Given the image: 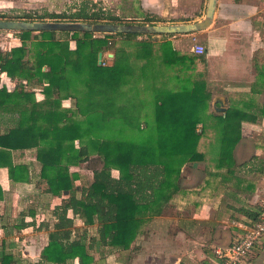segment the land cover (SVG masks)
Listing matches in <instances>:
<instances>
[{
  "label": "trees",
  "instance_id": "obj_1",
  "mask_svg": "<svg viewBox=\"0 0 264 264\" xmlns=\"http://www.w3.org/2000/svg\"><path fill=\"white\" fill-rule=\"evenodd\" d=\"M19 18L122 21L89 0L76 12ZM145 22L155 20L146 17ZM16 33L22 45L8 52L0 49V75L16 83L9 92L0 79V168L8 167L13 180L28 179L27 167L13 165L11 153L35 150L46 193L62 198L52 210L57 220L41 254L43 263L78 259L90 264L95 245L129 249L138 216L158 212L169 191L179 190L176 179L185 165L220 167L227 152L233 164L232 150L241 141V121L248 115L236 108L210 111L196 78L204 58L184 56L170 41H137L139 34ZM116 36L122 40H114ZM112 50V63L99 65V53ZM27 86L43 87L45 100L38 102ZM69 99L76 101L74 110L61 106ZM95 155L102 166L92 169L89 186L79 188V174L70 169ZM112 170L119 171L118 178ZM69 210L86 225H97V236L76 235L73 220L66 216ZM3 245L0 264H20Z\"/></svg>",
  "mask_w": 264,
  "mask_h": 264
},
{
  "label": "crops",
  "instance_id": "obj_2",
  "mask_svg": "<svg viewBox=\"0 0 264 264\" xmlns=\"http://www.w3.org/2000/svg\"><path fill=\"white\" fill-rule=\"evenodd\" d=\"M203 20L196 17L192 22ZM196 35L205 40L204 57H198L206 61L202 64L207 65L209 70L207 82L211 89L219 87L221 94L214 96L212 110L219 111L224 107L225 112L229 108H236L250 114L241 121L237 157H241V160L247 157L246 147L252 140L254 157L249 162H242L236 170L225 167L219 170L221 185L215 214L200 211L201 205H212V199L207 197L198 198L191 206L193 213L187 216L178 212L172 216L160 213L164 205L168 204L167 201L162 204L160 211L138 216L136 239L129 249L95 245L91 251L93 261L90 264H217L215 249L242 237L244 229L241 226L255 222L264 207V0H217L210 26ZM166 41L178 48L177 40ZM21 45L19 39L15 47ZM181 53L184 56L194 54L191 51ZM0 79L1 86H5L9 92L15 89L16 83L5 73L0 75ZM219 99L223 100V105L217 101ZM11 154L13 165L27 167V176H37L38 180H13L8 167L0 168V237L3 233L0 251L4 243L6 246L8 237L26 235L36 242L40 234L41 237L46 236V239L40 248L36 246L33 250L41 257L43 249L48 245L49 233L53 230L52 220L56 222L57 219L53 215L40 214L55 208L50 202L54 196L46 193V183L41 180V165L36 159L35 150H17ZM192 164L191 178L194 177L197 164L200 166L199 163ZM22 205L24 209L20 216H11L10 212ZM177 209L180 211V208ZM79 220L82 223L80 225H84V220ZM22 222L29 225L19 229ZM90 227L93 229L91 238H94L97 236V225ZM75 261L81 264L78 259ZM25 263L20 261V264ZM244 264H264V239L255 246Z\"/></svg>",
  "mask_w": 264,
  "mask_h": 264
},
{
  "label": "rangeland",
  "instance_id": "obj_3",
  "mask_svg": "<svg viewBox=\"0 0 264 264\" xmlns=\"http://www.w3.org/2000/svg\"><path fill=\"white\" fill-rule=\"evenodd\" d=\"M83 1L84 0H0V15H4L6 17V20L23 21L24 19H21L19 17H22L23 15L29 13L40 16L43 14H52V13L63 14L66 12L68 13L76 12L79 9V7L82 5ZM89 1H92L94 4H97V9L102 8L106 13L111 14L112 16L119 17L122 20L121 24H133V25L154 24L161 26L193 24L192 21L194 18L196 17L205 18L207 5H208V0H89ZM146 17H153L155 22L153 23L145 22ZM46 22H56V21L47 18ZM198 33L199 32L188 35L187 34L151 35V36L141 35L136 40L137 41L150 40L156 43H160L168 39H173V40H177L178 48L175 47L177 50L181 52H189L192 46L196 43L205 46V40L201 37H198V35H196ZM93 34L96 37H102L104 35V33L103 34L93 33ZM58 37L60 39L64 38V36L62 35H59ZM114 40L120 41L122 40V38L116 36ZM17 44H19V38L16 32L0 31V49L2 50V52H8L10 51V49L12 50L15 46H17ZM71 48L75 49V42H71ZM110 54L114 55V50L106 51L103 53V59H105V61L107 60V64L108 62L110 63L111 60H113V57L110 56ZM198 68L199 71H197L196 73L197 76L196 78L198 82L202 83V92L200 94L209 103L210 111L218 112V110L215 109L212 110V106L214 105V100H213L214 96L221 95L219 92V87L215 86V88H212L214 91L217 92V94L214 93L213 90L210 88L211 86L207 82L209 76L208 75L209 70L207 69V65L200 64ZM26 88L30 91H34L36 95V100L38 102H43L45 100V96L43 95V91H42L43 87L35 86V88H32L27 86ZM140 88L143 89L144 87H140ZM75 102H76L75 99L64 100L61 103V106L64 109L69 108L74 110ZM47 107L50 106L47 105ZM217 107H220L218 103H217ZM253 142L254 140H252L249 143L248 147H246L245 155L247 154L248 155L247 157L243 158L244 160L243 159L241 160V157H237L239 144H237L234 147V149L232 150L233 159H234L232 165H230L227 160L226 154H228V152L225 154L223 153L222 156L220 157V162H221L220 167H216V166L207 167L204 162H200L199 167L197 164V168H195L194 170L193 178H191L192 176H190L191 171L193 170L192 167L193 164L189 163L185 165L182 168L180 177L176 179V184L177 186H179L180 191L179 190H178L179 192L169 191L167 195L168 204L164 205L165 208L163 212L159 210L160 213H166L167 215H171V216L175 215L177 212L179 214H183L184 216H187L188 214L191 215L194 211V209L192 210L191 206L195 204L198 198L207 197L208 199L209 198L212 199V205L203 204L204 205L203 207L202 205L200 206V211L208 212L209 214H215L216 204H219L217 202L220 196L219 189L221 185V177L219 174L221 173L219 170L223 167L227 169L234 168L236 170L239 165H242V162H249L250 159L254 157V151H252V148H254ZM76 145H78V142H76ZM25 161H28V159L25 158ZM101 166L102 163L98 161L95 155V157L92 156L87 163H82L79 166L72 167L70 169L71 172H75L79 174L80 177L79 180L76 181V185L79 188L89 186L93 178L92 169L93 168L99 169L101 168ZM35 172L38 173L36 169ZM35 172H33V174H36ZM112 175L114 177H119L120 173L118 170H112ZM35 177L33 176L31 177V175H29L28 179L34 178L33 180L37 181L38 177L37 178ZM28 179H24V180H28ZM194 188L197 189L194 190ZM41 189H43V187H41ZM193 192L195 193L193 194ZM209 194L210 197L208 196ZM24 200L26 201L25 197ZM61 200L62 198L54 197L53 200H51L50 202L53 204L54 207H56L60 205L59 203ZM212 207L214 208L212 209ZM177 208H180L179 209L180 211H178ZM22 209H24L23 205L17 207L15 211L10 212L11 216H20ZM51 212L52 210L48 209L45 213L40 214V216H51L52 215ZM66 216L69 219L73 220L74 225L76 224L75 225L76 235L79 236L83 235V237L86 236L87 239L91 238L93 234V229L90 226L86 225L85 222L84 225H80L82 223L79 220L80 219L79 216L74 215L71 210L67 211ZM52 222L53 224H55L54 220H52ZM53 226L54 225H51V228H53ZM1 237H3V233ZM26 237H27L26 235H16L12 238L8 237L6 246L11 247L12 250H7V251L11 252L15 256L16 260L21 261L22 263L27 262L28 264H43L41 263L42 259L39 253H37V251H34L33 248H35L36 246L40 248L43 240L46 239V236L41 237L39 234V237L37 238L36 242H34V240L30 236L27 238ZM14 244H16L18 247L17 246L14 247L13 246ZM77 263H78L77 261H75V263L70 261L69 264H77Z\"/></svg>",
  "mask_w": 264,
  "mask_h": 264
},
{
  "label": "water",
  "instance_id": "obj_4",
  "mask_svg": "<svg viewBox=\"0 0 264 264\" xmlns=\"http://www.w3.org/2000/svg\"><path fill=\"white\" fill-rule=\"evenodd\" d=\"M217 0H208L206 15L203 21L185 25H133V24H117V23H75V22H46V21H17V20H1L0 31H32L40 33L43 31L54 32H90L101 34H139V35H174V34H192L207 29L216 10ZM110 56L114 57L113 54ZM103 53H99L98 64L101 65ZM220 104H224L223 100H217ZM217 102H215V105ZM224 112V107L219 109Z\"/></svg>",
  "mask_w": 264,
  "mask_h": 264
},
{
  "label": "built area",
  "instance_id": "obj_5",
  "mask_svg": "<svg viewBox=\"0 0 264 264\" xmlns=\"http://www.w3.org/2000/svg\"><path fill=\"white\" fill-rule=\"evenodd\" d=\"M197 56H203L206 47L201 44H194L190 50ZM112 61V60H111ZM102 65H110L107 60H102ZM244 234L242 237L226 246H219L214 254L217 264H244L253 249L264 239V207L258 219L251 225H242Z\"/></svg>",
  "mask_w": 264,
  "mask_h": 264
}]
</instances>
